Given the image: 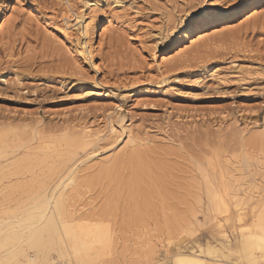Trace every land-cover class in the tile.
<instances>
[{"label":"rangeland","instance_id":"obj_1","mask_svg":"<svg viewBox=\"0 0 264 264\" xmlns=\"http://www.w3.org/2000/svg\"><path fill=\"white\" fill-rule=\"evenodd\" d=\"M94 2L103 3L101 10L93 9ZM202 2L122 0L118 7L112 0H0V9L9 10L0 29V151L7 152L0 155V190L6 188L0 204H26L39 183L51 185L69 167L79 181L65 204L83 219L79 232H89L107 250L103 264H153L144 255L154 247L165 251L169 224L183 222L189 229L201 202L209 211L201 170L219 159L210 176L219 180L221 174L231 186L230 175L241 180L237 198L247 202L244 190L251 197L243 206L244 222L254 221L264 205V0H239L231 8L210 4L191 21L216 9L258 13L230 29V36L209 41L207 50L196 42L168 59L188 44L184 20L195 11L190 5ZM102 14L108 22L105 36L94 38L95 73L74 49L75 28L102 26ZM197 50L204 55L195 56ZM186 59L185 66L170 68ZM123 129L142 142L137 148L150 165L140 190L127 188L124 168L117 186L111 178L91 179L96 166L126 142ZM78 134L89 138L94 155L81 164L77 150V161L67 163L65 141ZM114 138L123 142L110 151ZM42 154L46 160L38 165L35 157ZM23 160L31 161V172L17 173ZM231 225L223 230L234 243L240 236ZM213 229L197 226V235L183 232L173 239L182 240L183 249L207 240L214 245L219 238L211 237Z\"/></svg>","mask_w":264,"mask_h":264},{"label":"bare ground","instance_id":"obj_2","mask_svg":"<svg viewBox=\"0 0 264 264\" xmlns=\"http://www.w3.org/2000/svg\"><path fill=\"white\" fill-rule=\"evenodd\" d=\"M86 5L89 9L91 8V3L88 2L86 3ZM92 5L94 10H101V7H103V3L100 4L94 2ZM8 13L9 10L7 8L0 9V29L4 25ZM257 13V9H253L251 12H248L246 14H240V12L237 13L233 10L222 11L217 9L214 11L209 10L208 12L202 13L197 16L193 21H190L185 24V28L183 29L182 33L186 36H191L188 44H184L183 46H181L182 48H176L175 50H173L171 52L172 55L170 53V55L167 54V58L170 59L179 55L180 53H183L196 42H200L202 45L201 47L203 49H206L204 46H206L209 41L230 36V29L235 26L241 25ZM75 18L76 21L79 20L81 23L79 16ZM100 20L103 22L102 26L100 27L99 25L93 26L92 23H86L81 24V26H77L75 28L76 34L78 33V43L74 46V49L80 56H82L83 59H85V61H87V63L91 64V67L94 69L95 73L97 72L96 69L98 65L96 67L94 64V52L98 47V44L93 43L94 38L95 36H97V34L99 35V37L101 36V38L105 36V24H107L108 22L107 18L103 14ZM218 23H221L220 26L212 28L213 25H216ZM71 25L73 24L71 23ZM74 26L75 25H73V27ZM67 28L64 29L65 32ZM66 35V40L71 41L70 34L67 33ZM200 52V50L195 51V56L198 57L199 55L203 54V52L202 54ZM186 62L188 63L187 59L186 61H179L173 64V66L170 68H181L185 66ZM110 130L112 134L116 132L113 127V123L111 124ZM122 131L126 136V142L122 145L121 148L116 150L115 154L108 157L105 161H102L96 166V174L91 179L92 182H99L104 178H111L112 182L117 186V184L120 183V172L124 168L128 172V182H126L127 188L136 190V188L139 189L138 186H140V184H147L145 177L146 167L150 165L149 163H146L145 153H142L137 148L139 145H142V142H137L136 138L130 130L123 129ZM117 143L118 138H114L111 141L110 147L108 149H110L111 151L112 148H115ZM89 144V138L84 135L82 136L78 134L67 139L65 141V145L67 148L65 157L67 159V163H70V160L73 159L77 161V159L75 158L76 155L79 154L77 150L81 151V164H85V162L90 160L93 157L94 153H89V150L87 149ZM6 153V151H0V155H5ZM62 159H64V157H62ZM35 160L38 165H41L46 160V156H44L43 154L38 155L35 157ZM23 162L24 164H22L21 161L19 162L20 168L18 169V171L16 170L17 173L31 172L34 169L31 161L23 160ZM66 166L64 168H66ZM80 167H82V165ZM217 167L220 168L219 159H217L215 162H208V165H206L205 170H201L204 181L203 185L204 193L206 196L207 208L210 202H216L218 199L220 204H224L225 202L230 204V213L233 214L235 220L234 224L232 223L230 228H234L233 231L236 234H239L240 238L236 237L234 239L235 242L230 243L227 241V236L225 234V231L223 230L224 228L215 226V229H213L212 231L214 234H212L211 237L214 239L216 235L220 241L215 239V244L213 245L210 241L207 240L202 245L195 244V249H183L181 245L182 240L173 239V236L180 235L183 232L185 233L186 227L184 225L186 224L181 222L172 225L171 223L169 224L170 226H167V237L165 239V244H163L166 247L165 251H162L163 253L159 254V250H157V247H154L149 252V255H144L145 259L147 258L148 261L151 262L153 260V264H160L162 260L166 261L167 259L169 260L168 264H209L210 261L211 264H264V205H260L261 210L258 212V215L256 216V219L254 221L248 224L245 223L244 219L246 215L242 211L244 209L243 206L250 201L248 199L250 191L248 192L244 190L243 195H245V200H247V202H242V200L237 198L238 195H236L241 190V187H239L241 186V180L236 179L234 175H230L229 180L232 183L231 186L226 183L228 180H226V178L221 174H219V180L215 179V177H211L210 175L216 173ZM83 171H86V169ZM74 172V170L67 167L63 173L60 172L61 175L56 178V180H52L50 182H53L51 185H47L48 183L46 182L39 183L40 186L38 185L39 187H37L34 192L32 191L31 193L27 194L28 202L26 204H19L13 207H4L2 205L3 203L1 202L2 204H0V264L104 263V257L107 255V250L105 251V249L102 248L99 239L91 236L89 232H87L86 234H81L79 232L78 225L80 224L79 222H83V219H81V217L75 218V215L79 216L78 211L71 208V206H67L65 204L66 194L68 195V193L72 191V188L78 186L79 180L76 176V172ZM5 180H7L6 177ZM233 187L235 190L233 189ZM5 189L6 188H2V190L0 191L4 192ZM31 189L33 188L31 187ZM233 190L235 192H233L232 195L231 191ZM12 192L14 193L13 190ZM13 193L11 196L14 195ZM1 195H3V193ZM70 196L72 197V195ZM237 208H239V213H236ZM218 211L219 207H215L213 209L214 214ZM168 249H172V253L169 257H167Z\"/></svg>","mask_w":264,"mask_h":264},{"label":"snow or ice","instance_id":"obj_3","mask_svg":"<svg viewBox=\"0 0 264 264\" xmlns=\"http://www.w3.org/2000/svg\"><path fill=\"white\" fill-rule=\"evenodd\" d=\"M112 2L115 3L119 7L122 3V0H112ZM210 4H214L215 6H218V7L231 8L233 5H238L239 0H223V3H221V0H203L202 4H200L199 7H197V5L195 4L190 5V7L195 9V11L191 12L188 15V17L184 20V24L190 22L193 16H196L201 11L207 9ZM77 23H80V21L77 20ZM175 34L176 33H173V36ZM77 67H79V65ZM96 71L99 72L100 69L97 68ZM57 75H59V73H57ZM89 78L92 79V77H89ZM251 114L256 115L255 113H251ZM122 142H123V138L118 140V143H122ZM96 154L98 155V153ZM203 207H204V204L203 202H201L200 210L197 211L191 218L190 220L191 227L185 230V235H189V236L197 235V232L195 231V228L197 226L201 229H209L210 225H215L220 228H224V225L226 223L234 224L235 220H234L233 214L230 213L231 205L228 204L227 202H225L224 204H220L219 199L216 202H210L208 204L209 211L207 213L203 211ZM215 207H219V211L215 212V215L218 217H221L222 219H212V216L214 214L213 209ZM236 213H239V208L236 209ZM160 264H166V262L162 260ZM209 264H211V261L209 262Z\"/></svg>","mask_w":264,"mask_h":264}]
</instances>
